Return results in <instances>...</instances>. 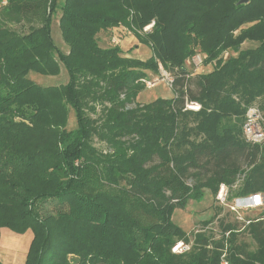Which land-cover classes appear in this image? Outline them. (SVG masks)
<instances>
[{
	"label": "trees",
	"instance_id": "obj_1",
	"mask_svg": "<svg viewBox=\"0 0 264 264\" xmlns=\"http://www.w3.org/2000/svg\"><path fill=\"white\" fill-rule=\"evenodd\" d=\"M240 1L0 0V233L32 230L25 264H264L263 216L173 220L221 186L264 197V143L243 135L264 113V0ZM119 27L148 60L100 44ZM160 68L173 96L139 103Z\"/></svg>",
	"mask_w": 264,
	"mask_h": 264
},
{
	"label": "rangeland",
	"instance_id": "obj_2",
	"mask_svg": "<svg viewBox=\"0 0 264 264\" xmlns=\"http://www.w3.org/2000/svg\"><path fill=\"white\" fill-rule=\"evenodd\" d=\"M59 18L60 13L58 12L53 18L52 24V34L53 39L56 45L64 52L68 50L67 46L65 45L61 32L59 30ZM122 33H117L112 35V43L113 45H120V41L118 39H124L125 35ZM132 35V34H131ZM117 38V39H116ZM129 43V42H128ZM132 45V44H128ZM136 50V49H135ZM133 57L141 59V60H148L150 58V51L147 47L141 45L139 46V50L136 53H133ZM193 67V66H192ZM211 67L209 65L203 64L200 67L199 71L195 72H207L210 71ZM33 79L41 85H60L63 83L68 82V74L66 70L63 68L62 73L58 77H43V76H32ZM151 81H156L158 77L156 75L149 78ZM171 88L164 82H158L153 89H147L141 93L139 96V103H149L156 100L159 97L169 96L171 95ZM255 108H258L255 107ZM263 117L264 113L261 112ZM75 126L74 117L71 119L70 128ZM227 190V197L226 200L223 201L219 199V193L214 198L211 196L210 193L206 192L205 197L198 203V202H190L186 211H176L173 220L176 225H178L181 229L188 233H192L202 227V223H206L211 221L215 215L218 213V219H223L228 217L229 220H233V218L238 217V219L242 220L243 216H248L251 218H258L262 216L264 213V206H259L256 208H249L244 209L243 212L234 211L233 208L236 205L235 201H230V189L226 188ZM215 220V222L208 224L207 229L214 228L217 229L219 221ZM33 239V232L31 229H28L24 233H17L11 231L7 228H3L0 233V262L2 264H25L27 254ZM249 242V240H248ZM181 243V242H180Z\"/></svg>",
	"mask_w": 264,
	"mask_h": 264
},
{
	"label": "built area",
	"instance_id": "obj_3",
	"mask_svg": "<svg viewBox=\"0 0 264 264\" xmlns=\"http://www.w3.org/2000/svg\"><path fill=\"white\" fill-rule=\"evenodd\" d=\"M153 27V24L147 26L144 32H149ZM227 55V54H226ZM196 71H199L200 67L204 64V58L201 54H197L189 62ZM161 80L157 79L154 81H148L146 83L147 89H153L157 82L164 81L170 88L173 84V77L170 73L166 72L164 69L160 68ZM189 109L199 110L200 106L198 104L188 105ZM243 135L246 142L250 144H262L264 143V119L261 112L257 108H252L248 111L247 118L243 125ZM225 186H221L219 199L225 201L227 197V191ZM245 199V200H244ZM241 201H245L244 205H239ZM234 211H242L244 209L256 208L259 206H264V197L262 195H254L248 198H241L235 201ZM190 249L188 245L183 242L176 244L172 252L175 254H182Z\"/></svg>",
	"mask_w": 264,
	"mask_h": 264
},
{
	"label": "crops",
	"instance_id": "obj_4",
	"mask_svg": "<svg viewBox=\"0 0 264 264\" xmlns=\"http://www.w3.org/2000/svg\"><path fill=\"white\" fill-rule=\"evenodd\" d=\"M117 33H122V35H125V38L124 39H118V41H120L121 43V46L118 44V46L121 47V49L126 53V54H129L130 56H133V53H136L137 50H139V46H141V44L138 42V40L133 36L131 35L127 29L123 28V27H119V28H115L113 30H111L110 32L108 33H102L99 35V42L102 46L104 47H108L110 45L112 46H116V45H113L112 43V35H115ZM121 35V37H123ZM117 39V38H116ZM129 42V43H128ZM128 44H132L131 46L128 45ZM136 49V50H135ZM131 51V52H130ZM161 82V81H160ZM158 83V82H157ZM156 83V84H157ZM171 95L169 96H164L165 98H171L173 96V92L171 90ZM141 95V94H140ZM160 98V97H159ZM139 99V97H138ZM139 102V101H138Z\"/></svg>",
	"mask_w": 264,
	"mask_h": 264
},
{
	"label": "water",
	"instance_id": "obj_5",
	"mask_svg": "<svg viewBox=\"0 0 264 264\" xmlns=\"http://www.w3.org/2000/svg\"><path fill=\"white\" fill-rule=\"evenodd\" d=\"M248 1H249V0H241V1L239 2V4H240V5H241V4H246V3H248ZM244 200H245V199H244ZM244 202H245V201H241L239 205H244ZM262 216L264 217V213H262Z\"/></svg>",
	"mask_w": 264,
	"mask_h": 264
}]
</instances>
